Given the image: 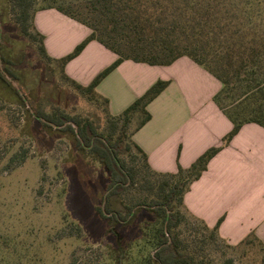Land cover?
<instances>
[{
  "label": "trees",
  "instance_id": "trees-1",
  "mask_svg": "<svg viewBox=\"0 0 264 264\" xmlns=\"http://www.w3.org/2000/svg\"><path fill=\"white\" fill-rule=\"evenodd\" d=\"M54 1L37 8V0H8L12 20L23 37L36 45L42 58L57 65L64 82L89 100L102 102L106 113L103 129L89 116L70 113L58 105L49 111L39 106L32 115L39 132L48 129L68 134L75 150L90 154L107 173L100 199L92 211L101 223L100 237H94L86 222L74 212L78 221L68 226L66 235L83 237L87 232L96 242L111 235L116 240L115 247L121 250V229L131 226L146 212L149 218L141 227V238L147 254L139 264H215L207 262L204 256L200 258L182 237V226L188 221L184 197L209 162L244 125L256 123L264 127V0H85L78 9ZM46 9H56L91 30L73 52L60 59L48 54L45 37L35 26L36 13ZM2 24L0 15V79L7 85L6 90L12 91L10 96L17 97L26 107L27 96L12 82L20 80L14 69L23 63H13L2 54ZM92 41H98L118 58L85 86L68 76L65 69ZM183 57L221 82L214 101L234 128L223 139L222 146L206 151L190 168L179 166L176 173H164L151 167L147 154L133 136L152 119L148 106L167 89L170 81L158 80L120 115L110 113L109 100L96 89L125 61L170 66ZM135 119L138 123L132 129ZM27 159L26 150L18 151L10 157L7 168L23 165ZM193 218L211 231L209 240L221 239L226 243L219 236L223 218L212 229ZM255 243L264 253V243L255 234L236 246L226 244L238 249ZM70 264L87 263L81 262L74 252ZM221 264H235V259L227 258Z\"/></svg>",
  "mask_w": 264,
  "mask_h": 264
},
{
  "label": "rangeland",
  "instance_id": "rangeland-1",
  "mask_svg": "<svg viewBox=\"0 0 264 264\" xmlns=\"http://www.w3.org/2000/svg\"><path fill=\"white\" fill-rule=\"evenodd\" d=\"M52 2L37 0V8ZM54 3L77 8L85 0ZM0 15L4 31L2 54L13 63H23L14 69L20 80L12 82L27 96L25 107L17 97L10 96L12 91H7L0 79V264H70L74 252L87 264H139L147 254L141 238V227L149 218L146 212L131 226L121 229V250L115 247L116 240L111 235L98 242L87 232L83 237L66 235L68 226L78 221L74 212L82 217L94 237H100L101 223L92 211L107 173L90 154L75 150L68 134L48 129L39 132L32 115L39 106L49 111L58 105L70 113L89 116L103 129L104 105L77 92L64 82L55 63L42 58L36 45L23 37L12 20L8 0H0ZM137 123L135 119L132 129ZM23 150L28 153L26 162L8 169L10 157ZM184 212L188 221L182 226V237L200 258L204 256L215 264L230 257L235 264H264V253L258 244L233 249L219 239L220 233L219 240H209L211 231L189 211Z\"/></svg>",
  "mask_w": 264,
  "mask_h": 264
},
{
  "label": "crops",
  "instance_id": "crops-1",
  "mask_svg": "<svg viewBox=\"0 0 264 264\" xmlns=\"http://www.w3.org/2000/svg\"><path fill=\"white\" fill-rule=\"evenodd\" d=\"M35 26L55 59L73 52L91 34L88 27L56 9L38 11ZM117 58L92 41L65 70L86 86ZM158 80L170 81V85L148 106L152 119L133 140L154 170L176 173L179 166L190 168L206 151L222 146L234 124L214 101L221 82L188 57L170 66L125 61L96 91L109 100L110 113L120 115ZM184 204L210 227L223 218L219 233L229 245L236 246L251 234L264 243V127L244 125L192 183Z\"/></svg>",
  "mask_w": 264,
  "mask_h": 264
}]
</instances>
